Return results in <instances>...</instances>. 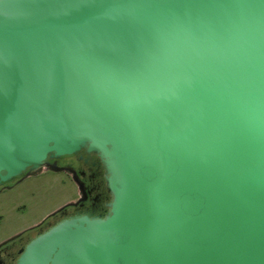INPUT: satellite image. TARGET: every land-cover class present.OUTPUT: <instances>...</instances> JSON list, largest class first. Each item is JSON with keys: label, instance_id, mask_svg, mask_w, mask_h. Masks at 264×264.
Returning a JSON list of instances; mask_svg holds the SVG:
<instances>
[{"label": "water", "instance_id": "obj_1", "mask_svg": "<svg viewBox=\"0 0 264 264\" xmlns=\"http://www.w3.org/2000/svg\"><path fill=\"white\" fill-rule=\"evenodd\" d=\"M81 150L107 213L16 264H264V0H0V185Z\"/></svg>", "mask_w": 264, "mask_h": 264}, {"label": "flooded vegetation", "instance_id": "obj_2", "mask_svg": "<svg viewBox=\"0 0 264 264\" xmlns=\"http://www.w3.org/2000/svg\"><path fill=\"white\" fill-rule=\"evenodd\" d=\"M51 162H55L57 166L63 168L58 172L67 175L75 185L77 195L71 202L50 213L39 223L0 243V264H16L21 252L31 240L64 219L81 215H105L107 213L106 204L110 201V195L105 185L104 169L97 155L81 150L70 156L53 159ZM41 172L58 173L49 169H43L39 173ZM35 175H22L3 183L0 185V191L11 188Z\"/></svg>", "mask_w": 264, "mask_h": 264}, {"label": "rangeland", "instance_id": "obj_3", "mask_svg": "<svg viewBox=\"0 0 264 264\" xmlns=\"http://www.w3.org/2000/svg\"><path fill=\"white\" fill-rule=\"evenodd\" d=\"M77 195L65 173L41 172L0 191V243L68 204Z\"/></svg>", "mask_w": 264, "mask_h": 264}, {"label": "trees", "instance_id": "obj_4", "mask_svg": "<svg viewBox=\"0 0 264 264\" xmlns=\"http://www.w3.org/2000/svg\"><path fill=\"white\" fill-rule=\"evenodd\" d=\"M0 221H1V218H0Z\"/></svg>", "mask_w": 264, "mask_h": 264}]
</instances>
